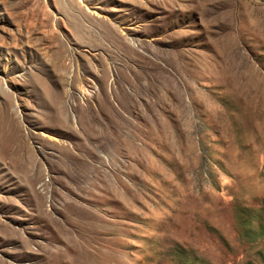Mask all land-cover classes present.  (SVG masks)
<instances>
[{
    "label": "rangeland",
    "instance_id": "obj_1",
    "mask_svg": "<svg viewBox=\"0 0 264 264\" xmlns=\"http://www.w3.org/2000/svg\"><path fill=\"white\" fill-rule=\"evenodd\" d=\"M0 264H264V0H0Z\"/></svg>",
    "mask_w": 264,
    "mask_h": 264
}]
</instances>
